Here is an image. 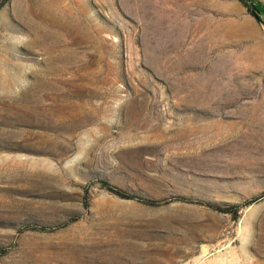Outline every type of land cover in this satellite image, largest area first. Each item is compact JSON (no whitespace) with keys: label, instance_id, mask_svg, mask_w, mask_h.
Returning <instances> with one entry per match:
<instances>
[{"label":"rangeland","instance_id":"374dc122","mask_svg":"<svg viewBox=\"0 0 264 264\" xmlns=\"http://www.w3.org/2000/svg\"><path fill=\"white\" fill-rule=\"evenodd\" d=\"M245 2L0 0V264H264Z\"/></svg>","mask_w":264,"mask_h":264},{"label":"trees","instance_id":"16d2710c","mask_svg":"<svg viewBox=\"0 0 264 264\" xmlns=\"http://www.w3.org/2000/svg\"><path fill=\"white\" fill-rule=\"evenodd\" d=\"M246 2V6L248 7V10L249 12L255 17L256 20L258 21H262V18L260 16V14L263 12L261 7L257 4V3H254L253 0H245ZM111 190H114L115 193L117 194H121V195H124L120 189H117L115 187H112L110 188ZM126 196V195H124Z\"/></svg>","mask_w":264,"mask_h":264}]
</instances>
